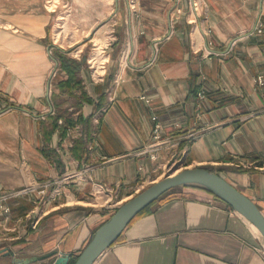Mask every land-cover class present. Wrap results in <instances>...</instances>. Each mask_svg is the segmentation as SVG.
<instances>
[{
	"label": "crops",
	"instance_id": "1",
	"mask_svg": "<svg viewBox=\"0 0 264 264\" xmlns=\"http://www.w3.org/2000/svg\"><path fill=\"white\" fill-rule=\"evenodd\" d=\"M61 1L77 27L98 24L94 45L95 36L107 38L101 75L88 71V54L80 58L87 42L78 57L58 44L59 14L48 0H0V249L10 251L0 252V264L55 249L76 257L110 204L171 163L219 172L264 212V0H202L197 21L190 0ZM259 22L263 30L249 33ZM61 57L81 63L93 99L82 108L93 128L79 155L73 125L50 140L41 130L55 102L69 104L63 94L80 92L60 87L68 77ZM200 82L206 111L196 104ZM157 122L163 140L150 147ZM175 190L93 264H264V240L246 217L206 191Z\"/></svg>",
	"mask_w": 264,
	"mask_h": 264
},
{
	"label": "water",
	"instance_id": "2",
	"mask_svg": "<svg viewBox=\"0 0 264 264\" xmlns=\"http://www.w3.org/2000/svg\"><path fill=\"white\" fill-rule=\"evenodd\" d=\"M173 167H179L173 166ZM172 169V168H171ZM183 184H197L214 192L235 210L246 217L259 231L264 240V212L257 201L241 191L235 184L219 172L206 166H189L178 172L169 170L168 173L155 179L149 185L125 199L95 230L89 242L78 254L73 264H93L100 254L111 246L124 231L128 223L143 208L170 189ZM0 252H10L7 247ZM69 253H59L57 249L40 257L16 259V264L40 261V264H67Z\"/></svg>",
	"mask_w": 264,
	"mask_h": 264
},
{
	"label": "trees",
	"instance_id": "3",
	"mask_svg": "<svg viewBox=\"0 0 264 264\" xmlns=\"http://www.w3.org/2000/svg\"><path fill=\"white\" fill-rule=\"evenodd\" d=\"M61 66L63 68H65L68 72V77L59 82L62 90L68 89L69 91H74L77 89V90H80V92H79V94L72 93L74 97H73V100H71L68 105H64L63 103H56V102L54 103L55 112L48 114L46 116V118L41 123V130H42L46 140H50L53 133L57 129H59L61 131L62 135H65L67 133L68 128L70 126L74 125L77 121L83 122V124L86 128L87 135L90 134V132L93 128L92 116L90 114L85 115L83 110H82L84 103L85 102H92L93 99L89 96L86 89H84L82 82H81V79L78 77V72L81 69V63L77 59L72 58V57H67V58L61 57ZM60 118H63V121L61 123H59ZM87 140H88L87 137L86 138L80 137V138L75 140V143H74L73 148H72L74 151V154L79 155V153L81 151H83ZM47 149H49L48 146L46 147V151H45L46 154L54 153V152L48 153ZM183 187L194 189V190L200 189V190L206 191V192H208L214 196H217L214 192H212L208 188L197 185V184H183ZM239 189L241 191H243L241 188H239ZM176 193L177 192H176L175 188L170 189V190L166 191L165 193H163L161 196H159L157 199H155L153 202H155L159 199H165V198L171 197V196L175 195ZM153 202H151L149 205H147L145 208H143L139 213H137L133 219H135L140 213L146 211L147 208ZM112 212L104 220H106L112 214ZM132 220L128 223V225L132 222ZM123 232L119 235V237L115 240V242L121 238ZM77 257H78V255L74 258H70L67 264H73L75 262V260L77 259Z\"/></svg>",
	"mask_w": 264,
	"mask_h": 264
},
{
	"label": "rangeland",
	"instance_id": "4",
	"mask_svg": "<svg viewBox=\"0 0 264 264\" xmlns=\"http://www.w3.org/2000/svg\"><path fill=\"white\" fill-rule=\"evenodd\" d=\"M114 0H108V4H112ZM48 5L51 8H57L58 14H59V19L57 27H56V40L58 44L62 47H67L69 52H72L75 57H78L79 51L81 49L82 43H86L84 51L80 53V58H86L84 54H88V57L90 56V61L87 60V69L90 71L91 75L98 76L101 75L104 72V63L107 60V55L104 50V46L107 43V38L106 37H100V36H95V44L93 41H90L89 39L95 35L98 24H95L94 26L90 28H85L83 29L82 25H79L77 27L76 24H73L72 16L67 15V7L64 3H62L61 0H54L52 3L48 0ZM78 20H81V16H75ZM69 20V21H68ZM95 46V48H94ZM94 49V51H93ZM93 51V52H92ZM92 52V54H91ZM91 54V55H90ZM94 67H93V66ZM73 94L72 93H66L63 94L61 98H65L66 101H71L73 100ZM179 166L181 167V164L178 163H171L168 167L165 168L161 173L162 176L166 173H168L169 170H175L176 167L173 166ZM172 168V169H171ZM180 170V169H177ZM157 178H145L143 179L141 183L138 184V190L135 192L137 193L139 190L143 189L147 185H149L151 182H153L155 179H159L161 176H156Z\"/></svg>",
	"mask_w": 264,
	"mask_h": 264
},
{
	"label": "built area",
	"instance_id": "5",
	"mask_svg": "<svg viewBox=\"0 0 264 264\" xmlns=\"http://www.w3.org/2000/svg\"><path fill=\"white\" fill-rule=\"evenodd\" d=\"M130 2L132 4L135 3V0H130ZM203 7V1L202 0H190L189 3V9L191 14H193V19L194 21H197V18L200 14V11L202 10ZM263 30V22H259L258 24H256L255 28L253 30H251L249 33H253L254 31H258L261 32ZM259 80H261V78L259 77ZM196 104L198 106V108L200 110H208L211 108L210 102H209V94H208V89L206 87V85L203 82H200V87L196 92ZM199 110V112H201ZM59 122H62V119L59 120ZM162 129L163 126L160 122H157L152 130L151 133V137H152V141L150 143V147H156L157 145H159L162 140ZM198 135L197 130H193L190 131L188 134L185 135L186 138L188 139H193ZM68 136L70 137V145H73V142L75 140V138H79V137H85L87 136L86 130L83 126V124L81 122H76L68 131ZM146 151V149L141 150L140 152H144ZM152 156L155 157L156 153H152ZM237 165H245V166H257L256 163L250 162L248 160H241L239 162L236 163ZM259 167V166H257ZM260 168L264 169V164L262 166H260ZM99 191L101 192H113V188L111 187H104L102 185H99ZM138 190V189H137ZM42 192L44 191V189L41 190ZM123 198L118 199L115 201V203L112 205L110 204L109 207H114L117 208L122 202H123ZM0 206H2L0 204ZM6 209H8V207H6Z\"/></svg>",
	"mask_w": 264,
	"mask_h": 264
},
{
	"label": "bare ground",
	"instance_id": "6",
	"mask_svg": "<svg viewBox=\"0 0 264 264\" xmlns=\"http://www.w3.org/2000/svg\"><path fill=\"white\" fill-rule=\"evenodd\" d=\"M49 1H50V3H52L54 0H49ZM177 169H181V167H178V168L176 167V169L174 170V172H178L179 170H177Z\"/></svg>",
	"mask_w": 264,
	"mask_h": 264
}]
</instances>
